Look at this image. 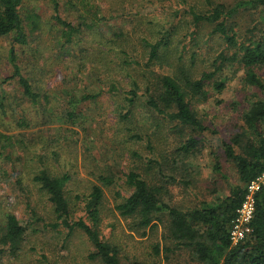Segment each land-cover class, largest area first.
Segmentation results:
<instances>
[{
  "label": "rangeland",
  "instance_id": "1",
  "mask_svg": "<svg viewBox=\"0 0 264 264\" xmlns=\"http://www.w3.org/2000/svg\"><path fill=\"white\" fill-rule=\"evenodd\" d=\"M68 1L60 0L59 15L77 24L79 12L71 9ZM181 1L91 0L101 6V13L112 10V13H106L108 17L114 15V18L100 34L97 33L99 28H96L76 38L75 42H83H77L79 45L76 43L74 49L70 44H66V48L61 47L64 42L59 37L62 27L53 22L56 12L51 0H30L21 8L28 42L23 45L14 43L15 33L0 37V92H7V111L3 113L0 109V131L12 136L11 139H0V231L9 213H15L28 227L20 256L4 255L1 264H103L89 258L94 246L82 230L45 229L43 222L33 221V210L44 221H55L47 193L34 181L41 168L53 174L72 175L67 188L73 220L82 216V198L94 184H99L98 176L102 173L116 176L117 185L105 187L101 228L104 236L124 244L122 248L127 255L122 260L125 264L133 261L140 264H200L191 249L169 237V218L166 214H161V220L155 221L156 226L147 228V234L142 236L143 231L132 230L131 219L125 218L116 209V201L120 199L116 196L117 189H122V195L130 193L124 178L121 179L123 173L136 168L152 184L158 182V170L162 167L165 174L174 175L165 162L174 156L176 147L189 137L191 131L182 126L173 128L161 115L143 106L144 96L137 106L132 107L134 114L130 120H123L122 113L131 109L125 100L131 78L123 73L126 71L119 67L114 57L111 59L108 56V59L99 62V66L97 57H103L101 52L107 53L108 48L94 43L102 39V33L110 36L113 33L111 27L117 28V24L123 21L126 34L118 39V43L127 52L135 49L131 57H136L139 64L133 63L132 74L142 82L146 77L143 69H154L155 74L170 69L167 65L162 69L157 64L145 67L147 55L143 50V37L156 41L175 25L177 27L170 34L172 43L167 53L170 61L189 65L195 74L210 71L216 56L225 46L224 38L208 25L199 28L190 25V16L185 14V10L196 0H188L186 5L180 4ZM222 1L232 3L235 0ZM31 13L40 18L39 28L35 31L29 27L28 15ZM229 23L238 34L243 35L250 30L263 29L264 6L242 10ZM192 30L200 31L194 39L186 37ZM12 47L23 73L35 79L41 91L50 94L49 103L45 98L38 105L23 100L17 80L11 78ZM88 47H92L90 59L81 60L79 57L86 55ZM179 52L184 54L182 59H179ZM112 61L122 71L113 73L118 80L113 91L108 89L105 79L101 80L103 71L114 69L111 65L105 66L106 62ZM93 63H97L95 71ZM256 71L264 73V67ZM225 73L228 78L226 88L220 93L211 90L209 100L195 106L210 129L203 134L205 140L200 145L203 150L186 162L192 168V175L182 178L178 172L177 182L167 185L165 200L173 207H199L203 201L216 200L217 196L226 195L231 183L238 180V172L234 163L224 155L222 143L231 140L241 130L244 124L242 111L247 101L264 100V90L245 82L246 71L239 63L227 64ZM102 87L104 91L96 100L81 99L84 94L97 93ZM23 111L32 123L28 129L17 126ZM67 111L75 113L74 119L66 115ZM136 131L140 138L131 139V133ZM135 153H139V157ZM217 160L221 162V171L229 178L215 170ZM183 179H191V185L185 184ZM34 228L37 232L33 231ZM156 245L160 246L158 254L153 248ZM166 248L168 250L165 251Z\"/></svg>",
  "mask_w": 264,
  "mask_h": 264
},
{
  "label": "trees",
  "instance_id": "2",
  "mask_svg": "<svg viewBox=\"0 0 264 264\" xmlns=\"http://www.w3.org/2000/svg\"><path fill=\"white\" fill-rule=\"evenodd\" d=\"M26 1L30 0H0V37L15 33L14 43L23 45L28 42L27 27L21 14V8ZM51 2L56 12L53 22L62 27L59 37L64 40L61 45L63 48L68 46L66 44H70L75 49L77 42H83L78 40L75 42L76 38L79 39L87 30L89 32L96 28H99L97 33L100 34L114 18V15L108 17L106 13L107 11L112 13V10L108 9L105 13H101V6L95 5L91 0H69L70 8L79 12V22L75 24L59 15L60 0H51ZM187 3L188 0H183L180 4ZM262 6H264V0H235L232 3L222 0H196L195 3L188 4L185 14L190 16L189 24L195 28L208 25L225 41L223 50L212 63L213 68L197 74L189 65L182 62L176 63V60L170 61L167 56L168 47L172 43L170 34L174 31V27H177L175 25L163 32L156 41L143 37V50L147 55L145 67L150 68V65L157 64L162 69L166 65L170 69L164 73L158 72L159 74H155L154 69H143L146 77L142 82L132 74L133 63L139 64L136 57H131V52L135 49L127 52L118 43V39L126 34L123 21L117 24V28L111 27L113 33L110 36L102 33V39L94 42L108 48L107 53L101 52L104 54L103 57L98 55V65L100 61L108 59V56L111 59L114 57L119 62V67L126 71L123 73L131 78L129 90L125 91V100L131 109L122 113L123 120H130L134 114L132 107L137 106L144 96L143 106L161 115L165 121L173 125V128L182 126L191 131L189 137L176 147L174 156L165 162L174 175L168 176L169 174H165L162 167L158 170V182L152 184L136 168H130L128 172L123 173L121 179L124 178L125 187L130 193L126 192L122 195V189H117L116 196L120 199L116 201V209L122 216L131 219L132 230L143 231L142 236L147 234V228L156 226L155 221L161 220V214H166L169 218V237L181 246L191 249L197 255L200 264H264V187L256 193V209L251 222V233L238 244L232 243L230 235L237 210L244 202L247 184L264 171L263 99L247 101L248 104L242 111L244 124L241 130L231 140L222 143L224 155L234 163L238 172V180L231 183L229 192L226 195L217 196L216 200L203 201L199 207H173L165 200L168 194L167 185L177 182L178 172L181 173L182 178L192 175V168L188 167L186 162L203 150V146L200 147L205 140L203 134L210 129L196 111L195 106L206 103L212 93L211 90L220 93L226 88L228 82L225 73L226 65L241 64L246 71L245 82L264 90V73L256 71L257 68L264 67V28L250 30L243 35L238 34L235 27L229 23L230 19L240 11ZM179 11H176L177 14ZM28 18L29 27L32 31L37 30L39 16L31 13ZM199 32L192 30L186 37L191 36L194 39ZM91 51L92 47H88L85 51L86 55L79 58L88 61ZM179 55V59L184 57L182 52H179ZM113 62L105 64V66H113V70L101 73L104 75L101 80L105 79V84L111 91L117 88L116 81H118L113 73L120 70ZM10 63L13 67L11 78L17 80L23 100L32 105H38L42 98H45L49 103L50 94L41 91L36 86V80L30 79L23 73L14 47L10 50ZM96 66L97 63H93L94 71ZM94 71L93 74H95ZM141 90L144 91L141 92ZM103 91L102 87L97 93L84 94L81 99L94 101ZM6 94L4 90L0 92V109L3 113L7 111ZM66 115L71 120L75 117L73 111H67ZM17 126L20 129H28L32 126L26 111L20 115ZM3 138L11 139L12 136L0 131V139ZM130 138H140L138 131L132 132ZM135 154L139 157V153ZM220 164L221 162L217 160L215 170L229 178L221 171ZM71 179L72 175L69 173L53 174L44 168L37 171L34 181L47 193L54 209L55 221H44L42 217L36 216L37 213L34 210L32 211V217L35 218L33 221L43 222L45 229L57 231L67 229L69 232L82 230L94 246V251L89 255L90 259L99 260L103 264H125L122 259L127 253L123 251V243L120 244L104 236L101 228L105 187L116 186L118 179L112 173L100 174L99 184H94L92 190L82 198L83 214L76 220H73L71 216V199L67 188ZM183 180L185 184L192 183L191 179ZM78 198L81 197L78 196ZM36 230L33 229L34 232H37ZM27 234L28 227L22 224L15 213H9L0 231V264L4 255L14 258L20 256ZM159 247V245L153 247L156 254L161 252ZM131 264L140 263L133 261Z\"/></svg>",
  "mask_w": 264,
  "mask_h": 264
},
{
  "label": "built area",
  "instance_id": "3",
  "mask_svg": "<svg viewBox=\"0 0 264 264\" xmlns=\"http://www.w3.org/2000/svg\"><path fill=\"white\" fill-rule=\"evenodd\" d=\"M264 187V171L247 184L244 202L237 210L231 227V240L233 244L243 242L251 233V222L255 214L256 193Z\"/></svg>",
  "mask_w": 264,
  "mask_h": 264
}]
</instances>
